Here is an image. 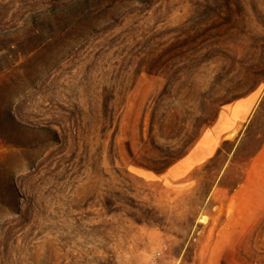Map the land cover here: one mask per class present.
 <instances>
[{"label":"rangeland","instance_id":"rangeland-1","mask_svg":"<svg viewBox=\"0 0 264 264\" xmlns=\"http://www.w3.org/2000/svg\"><path fill=\"white\" fill-rule=\"evenodd\" d=\"M263 145L264 0H0V264H264Z\"/></svg>","mask_w":264,"mask_h":264},{"label":"crops","instance_id":"crops-1","mask_svg":"<svg viewBox=\"0 0 264 264\" xmlns=\"http://www.w3.org/2000/svg\"><path fill=\"white\" fill-rule=\"evenodd\" d=\"M246 102H240L236 108H227L224 106L221 109L219 117L211 129L203 130L200 137L194 143L189 153L185 156L187 161V170L202 163L205 159L211 157L218 148V144L221 140L230 137L238 130L236 122L240 121L243 116L246 115L245 110ZM243 121V120H242ZM237 126H236V125ZM264 157V145L255 156L250 165V171L247 174L246 180L248 181L251 176L255 174L259 177L261 168L264 167L262 158ZM216 194V188L213 190L212 195Z\"/></svg>","mask_w":264,"mask_h":264},{"label":"trees","instance_id":"trees-1","mask_svg":"<svg viewBox=\"0 0 264 264\" xmlns=\"http://www.w3.org/2000/svg\"><path fill=\"white\" fill-rule=\"evenodd\" d=\"M187 153H185L184 155H186Z\"/></svg>","mask_w":264,"mask_h":264}]
</instances>
